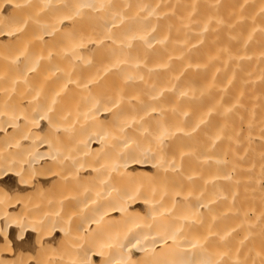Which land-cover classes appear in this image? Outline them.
I'll return each mask as SVG.
<instances>
[{"label":"bare ground","instance_id":"bare-ground-1","mask_svg":"<svg viewBox=\"0 0 264 264\" xmlns=\"http://www.w3.org/2000/svg\"><path fill=\"white\" fill-rule=\"evenodd\" d=\"M0 264H264V0H0Z\"/></svg>","mask_w":264,"mask_h":264}]
</instances>
